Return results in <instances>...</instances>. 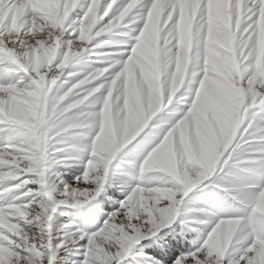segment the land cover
Returning a JSON list of instances; mask_svg holds the SVG:
<instances>
[{
  "label": "rangeland",
  "instance_id": "rangeland-1",
  "mask_svg": "<svg viewBox=\"0 0 264 264\" xmlns=\"http://www.w3.org/2000/svg\"><path fill=\"white\" fill-rule=\"evenodd\" d=\"M242 2L243 0H237V22L242 15ZM81 3L83 4L84 0H81ZM228 3L229 0H215L213 5L215 14L209 24L208 40L210 47L205 58V78L201 81L198 99L194 103V108L189 113L184 126V138L188 144L185 154L188 167L173 173V179L177 183H186L189 179L197 176L199 179L207 181L202 182L201 185H198L185 196L171 227L182 226L180 220L184 218L182 214L185 213L186 209H207L208 212L220 216L211 228H206L204 224H193V228L198 229V231L184 227L193 232L192 246L188 250L198 247L203 239V234L208 231L203 243L197 249V253L193 254V260L196 261V264H222L225 257H231L228 264H240V261L244 260L245 257L247 264H264V185L259 184L262 180L258 175L264 171V161L260 159V150L264 149V137H262L264 121H261L252 130L250 129L252 128L251 124L247 128L251 117L249 111L243 106L239 87V56L233 43L235 30L231 23ZM98 4L99 0H93L94 8ZM28 7L40 12V18L45 21L44 27H51L55 31L63 26V15L67 14L68 0H65L63 15L59 11L57 0H20L18 7L10 9L13 15L8 25L9 32H19L23 27L20 16ZM194 7L193 5V10ZM94 8L87 17L85 24L88 33H91L92 36L88 42V47L80 52L79 48L73 46L69 52H66L77 53V56L72 58L69 56V62L62 70L63 74L53 85L52 90V76L48 75V71L49 68L53 70L52 72L57 70V63L62 59L65 50L59 47L57 39L53 37L50 41L47 39L38 40L34 47H24L21 52L7 47L3 40V33H0V61L7 59L18 69L23 70L28 78L27 83L18 81L16 84L7 87L0 85V94H2L0 95V124L8 125L11 130L9 139L12 141L0 145V165L9 167V171H0V181L5 180L0 182V204L16 197L23 201L24 197L31 194V190L25 192L19 190L31 182L27 179H21V177L32 174L40 182V187L45 190V194L47 195L49 190L55 199L59 190L65 187L66 181H71L74 176H79L84 171L90 153L78 145L82 138L94 136L96 129L78 127L69 130L72 139L62 140L55 145V148L60 149V151H54V157L63 162L49 166L47 162L45 163L50 151L46 122L50 118L54 108L53 103L58 95L62 94L71 84L83 79L94 70L105 67L110 60L117 58V53L124 47L122 42L127 39V34L131 33L138 23V21L130 19L132 16L130 12L118 25L99 35V33L92 31L97 20ZM154 11V19L146 25L145 31L142 32L133 49L129 62L125 65L126 83L123 92L122 112L127 113L125 117L127 123L137 128L143 127L147 122L145 113L146 110L150 109L148 98L145 97L142 86L152 81L160 65L159 49L162 45L159 43V4L155 6ZM72 15L70 14V16ZM5 19L7 16H0V27L4 26ZM41 30V25L34 22L30 34L36 35ZM178 35L180 40L177 42V50H182L183 61L187 67L189 66L191 48L190 19H187L186 23L180 27ZM97 44L103 46H93ZM243 51L241 48L239 54L242 55ZM56 52L57 56L54 59ZM76 60H79L80 63H75ZM256 62L258 73L264 76V16L258 20L256 27ZM29 67L31 71H28ZM91 80L92 77H89V81L74 90V93L67 97L66 101L73 102L75 99L86 95L87 90L95 86L100 78L97 81ZM92 99L90 97L88 101L77 105L76 109L71 110V114L79 117L94 112L96 105L92 103ZM119 101V95L115 97L109 95L107 103L110 119L111 109ZM254 108H258V106H254ZM229 133H231L230 136ZM193 137L199 141V148L195 151L192 148ZM134 142L135 140L118 154L109 165L108 173L102 172L101 179L95 181L96 188L86 193V197L90 200L80 206L81 208L92 203V199L99 190H102L104 183L107 186L121 173L132 171L131 166L125 163L128 157H125L124 153ZM241 148H247L248 153L241 162L237 163V153ZM96 150L107 152L110 150V146L100 142L96 145ZM227 152L228 156L224 157V153ZM221 157L224 159L223 161H221ZM136 159H139V155ZM152 167L153 165L149 164L146 170ZM198 169H203V173L198 175ZM10 180H19L20 182L11 186L12 192H3L4 185L12 183ZM240 180L247 184L236 182ZM225 182H228L225 191L229 196L226 192L213 187L214 183ZM35 187L38 188L39 186ZM154 187L159 189L158 195L160 197L170 195L163 186L154 185ZM210 192H218V196H211L209 195ZM71 195L72 192L69 193V196ZM76 195L79 196L80 192L77 191ZM123 198H125L124 194L117 191L113 200H122ZM230 199L236 202L238 210H242L243 214H224L222 204L226 200L230 201ZM31 203L0 208V240H6L7 237L4 232H8L27 241V237L22 234V229L18 224L13 223V219L19 217L18 219L22 223L25 222V217L30 215L28 208ZM114 207H116L115 203H111L108 207L103 208V211L109 212ZM123 207L125 218L129 220V227H136L131 224V219L133 217L139 218L141 213L147 214L149 219V209L141 208L139 202L133 206L131 199H129ZM60 208L71 209L72 207L58 205L57 211L51 213V220H47L50 215V208L41 207L40 216L37 217L42 222L48 236L50 252L57 225H68L70 220L73 222L71 226L63 228L60 232V235L70 241L76 237L77 229L91 234L103 226L104 218L100 217L94 223L86 224L81 228L79 222L68 214L57 215ZM187 215L189 218L198 221L211 219L210 216H205L199 212H191ZM169 221L170 219L164 222ZM160 223L157 221L150 227V230H155ZM66 233H73L74 235H66ZM139 236L138 231L133 235L128 234L124 231L122 221L116 223V217H110L101 230L95 235L89 236L86 264H88L89 259L95 261V264H112L119 253L113 255L108 251V246L115 244L119 246L120 252H123ZM246 243L248 247L245 254L240 256L242 246ZM81 251L79 246H72L71 253H61V255L67 256L69 260H75L79 258ZM201 253L203 259H197ZM247 253H251V255L248 256ZM180 254H178V258ZM10 255H12L10 249L0 246V264H5V257ZM36 255L39 257L42 254L37 252ZM238 256L239 258H237ZM177 264H182V261L178 260Z\"/></svg>",
  "mask_w": 264,
  "mask_h": 264
},
{
  "label": "snow or ice",
  "instance_id": "snow-or-ice-1",
  "mask_svg": "<svg viewBox=\"0 0 264 264\" xmlns=\"http://www.w3.org/2000/svg\"><path fill=\"white\" fill-rule=\"evenodd\" d=\"M57 2L59 11L63 15L65 11V0H57ZM19 3L20 0H0V16H7V19L4 20V26L0 27V33H3V40L6 46L22 52L24 47H34L38 40L47 39L50 41L55 37L59 47L65 49L62 58L64 54L69 52L73 47L72 42L82 43L77 41L76 38L80 35L82 21L89 16L90 9L93 10L94 8L93 0H84L83 4L81 0H68L67 14L63 15V26L54 31L51 27H44L45 21L40 18L39 11L28 7L24 9L23 15L20 16L23 27L19 32H9L8 25L13 15L10 9L18 7ZM157 4H159L160 7L159 43L162 47L159 49V58L161 64L167 62L174 67L177 42L180 40L178 30L186 23L187 19L191 21V48L186 88L182 89L181 92L177 94L173 105L169 109L161 112L152 123L144 129L140 136L137 137L135 142L125 150L124 155L128 157L125 163L131 166V172L121 173L120 176L111 181L107 186H105L104 183L102 190L98 191V194L92 199V203L88 204L86 207L71 209L60 208L57 213V215L68 214L79 222L81 228L86 224L94 223L100 217L104 218V226L105 221H108L110 217H116V223L122 221L124 224V231L128 234L133 235L138 231L140 233L139 238L130 243L123 252H120L119 246L115 244L108 246V251L113 255L119 253L112 264H177L178 260H181L182 264H196V261L193 260V254L197 253V249L203 243V239L208 232L203 234V239L198 247L186 252H181L178 259H173L177 250V236L174 235L176 229L171 226L177 216L169 222H161L155 230H150L147 214L141 213L139 214V218L133 217L131 219V224L136 226L133 228L128 226L129 220L125 218L123 205L127 204L128 200L126 198L129 197L132 188L139 183V181L135 179L136 167L133 166V162L138 166L139 161L143 159L147 152L159 144L160 140L164 137V133L167 132L181 116H184V114L188 112L189 107L191 106L194 108L193 98L197 97L198 99L197 92L198 89L200 90L201 88V81L205 78V58L207 56V50L210 47L208 40L209 24L211 18L215 14V9L213 7L215 0H99L98 6L94 8L97 20L95 27L92 29L93 32H97L99 35L107 32L109 29L113 28L112 25H115L117 21H119V23L123 21L130 12L132 13L130 19L138 21L137 26L132 29L131 33L127 34V39L122 42L124 44L123 49L117 53V58L110 60L108 64L103 67L108 70L100 77L99 81H97V79L94 80L97 81V83L95 86H92L90 90L96 89L97 86L101 87H99L97 91H94L87 100H83L82 103L72 105V102H68L66 98H64L62 100V102H64L62 105H72V109H76L77 105L83 104L91 97L93 98L92 103L96 105V110L92 112V114H95L98 118L100 109L105 104V98L110 95L109 86L111 85L113 87L111 95L113 97L117 95L120 96V101L117 105L120 107L121 112L123 111V92L126 83L125 65L129 62V58L133 54V49L137 45L142 32L145 31L146 25L150 24L151 20L154 19V9ZM193 5L195 6L194 10ZM228 11L231 16L232 26L235 30L233 43L239 56V87L242 94L243 106L249 111L251 117L247 128H249L251 124L252 128L250 129L252 130L256 128L261 121H264V99H262V97H264V76L258 73L256 62V27L258 20L264 16V0H243L241 4L242 15L238 22L237 0H229ZM70 14L73 15L70 16ZM66 21L68 22L67 24ZM34 22L39 23L42 30L36 35H31L30 30ZM68 29L71 30L69 31ZM87 47L88 44L84 49ZM241 48L244 50L242 55L239 54ZM59 62L60 61H58V63ZM28 71H31L30 67ZM52 71L53 70L49 68V76H51ZM27 79L24 71L18 69L16 65L12 64L7 59L0 61V85L7 87L8 85L16 84L18 81L27 83ZM113 81L115 82L114 84ZM80 99L81 98L75 100L79 101ZM56 102H60V97L56 98L54 103ZM254 106H258V108H254ZM10 131L8 125L0 124V145L12 142L11 139H9ZM83 139L86 141L84 150L90 153L89 159H91V138L84 137ZM229 151H231V149H229ZM137 155H139L138 160L136 159ZM227 156L228 152L224 153V157ZM223 160L224 159L221 157V161ZM0 171H9V167L0 165ZM83 173L84 171L81 175L74 176L71 181L65 182V184L69 185V193H71L73 189L79 191L84 188H96L95 184L85 183ZM77 177H80V179H77ZM21 179H27L31 182L27 183L24 188L19 190L22 192L31 190V194L24 197L25 199L23 201L17 199V197L8 200L0 204V208L32 202L31 206L28 208L30 215L25 217V222L22 223L21 220L18 219L19 217L13 219V223L18 224L20 229H22V234L27 237V241L11 233L4 232L7 239L0 240V246L10 249L12 253V255L5 257V264H86L89 236L98 232L103 226L99 227L98 231H94L91 234L79 229V231H76V237L71 241L60 235L63 228H56V234L52 239V250L50 252L48 236L45 233L42 222L38 220L37 217L40 216V208L45 207L47 197L50 196L53 198V195L49 190L46 195L45 190L40 187V182L37 181L32 174L21 177ZM4 181L5 180L0 182ZM10 181H12L10 185H4L2 189L3 192H12L11 186L20 182L19 180ZM236 182L247 184L243 180ZM227 183L228 182L214 183L213 187L226 192L225 186ZM261 183H264V181ZM37 185L39 186L38 188L35 187ZM64 191L65 187L61 188L55 199H63ZM117 191L123 193L125 198L122 200H113L115 192ZM209 195L216 197L218 196V192H210ZM111 203H115L116 207L112 208L109 212H104L103 208L108 207ZM56 211L57 209L55 212ZM222 211L225 215L243 214V211L238 210V205L232 199L223 202ZM191 212L194 211L189 209L185 210V213L182 214L184 218L180 220V224L194 231H198V229L193 228V224H204L206 228H211L215 220L220 217L215 214H210L207 209H197L195 212L211 217L210 220L198 221L189 218L187 213ZM80 236L83 238H78ZM72 246H79V248L82 249L78 259L69 260L67 256L61 255V253H71ZM247 247V243L242 246L241 252L239 253L240 256L245 254ZM37 252L42 255L37 257ZM247 255L250 256L251 253H247ZM237 258H239V256ZM197 259H203V254H199ZM229 259H231V257H225L222 264H228ZM88 264H95V261L89 259ZM240 264H247V258L245 257L244 260H241Z\"/></svg>",
  "mask_w": 264,
  "mask_h": 264
},
{
  "label": "clouds",
  "instance_id": "clouds-1",
  "mask_svg": "<svg viewBox=\"0 0 264 264\" xmlns=\"http://www.w3.org/2000/svg\"><path fill=\"white\" fill-rule=\"evenodd\" d=\"M91 11L92 10L90 9V12ZM86 20L87 18L82 21L80 35L76 38L77 41L83 43L72 42L74 47L80 49V52L84 50V47L92 39L91 33H88V29L85 27ZM118 24L119 21H117L115 25H112V27H115ZM86 33L88 34L86 35ZM101 46L103 45H94V47ZM56 56L57 52L55 53L54 59H56ZM69 56H71V58L76 57L77 53L73 52L64 54L63 58L57 64V70L51 74V90L53 85L56 84L57 80L63 74L62 70L69 62ZM75 63H80V61L76 60ZM107 70V68L96 69L89 75L85 76L82 80L67 87L62 94L58 95V97H60V102L53 104V111L46 122V131L49 137L48 148L50 151L47 154L45 163L47 162L49 166L63 162L54 157V151H60V149L55 148V145L62 140L67 141L72 139L69 130L78 127H91L96 129L95 135L92 136L90 140L92 147L91 159H88L83 173V178L86 184H95V181L101 179L102 172L108 173L109 165L118 154H120L130 143L136 140L144 129L151 124L161 112L169 109L173 105L177 94L180 93L182 89L186 88L189 66H185L183 52L180 49L177 50L174 67L167 62L163 64L160 63L152 81L142 86L144 95L148 98L150 109L146 110L145 113L147 122L143 127L138 128L127 123L125 119L127 113L121 112L120 107L117 104L113 105L111 109L110 119V110L107 103L108 97L105 98V104L100 109L98 118L92 113L79 117L71 114L72 105L87 100L88 97L101 86H97L96 89L87 90L86 95H83L79 101L74 100L72 105H62V100L73 94L74 90L78 89L81 85L86 84V81H89V77H92L91 81H94L103 76ZM114 83L115 82L113 81V84ZM112 90L113 87L110 85V94ZM57 91H59V89H57ZM196 100L197 97H194L193 104ZM191 110L192 107L190 106L188 112H186L184 116H181L176 123L164 133V137L160 140L159 144L150 149L143 159L139 161L138 166L133 162V166L136 167L135 179H137L139 183L132 188L129 197L126 199H131L133 206L139 202L141 208L149 209V227H152L157 221L164 222L169 219H174L178 214L177 209L181 202L184 201L185 196L196 188L198 184L203 182L198 176L189 179L186 183H177L173 179L174 171L178 172L180 169H186L188 167L185 155L188 149V144L184 138V126ZM230 135L231 133H229V136ZM262 137H264V132H262ZM100 142L109 145L110 150L107 152H98L96 150V145ZM85 144L86 141L82 138L78 146L84 149ZM192 148L194 151L199 148V141L195 137L192 138ZM247 153V148H241L237 153V163L241 162ZM260 159L264 160V149L260 150ZM149 164H152L153 167L146 170ZM203 171V169H198V175L203 173ZM258 175L261 177V180L264 181V171H261ZM77 179H80V177H77ZM259 184L264 185V183ZM154 185L163 186L170 195L160 197L158 195L159 189L154 187ZM68 188L69 185L65 184L63 199L57 200L52 197H47L45 208H50V215L47 217V220L52 219L51 213L55 212L58 205L64 204L76 208L86 204L90 200L86 197V193L91 191V188L79 190V196L76 195L77 190L75 189H73L72 195L69 196ZM197 209L204 208H190L189 210L195 212ZM209 213L213 214L211 212ZM72 223L73 222L70 220L68 225H57V228H66L71 226ZM105 224H107V221H105ZM76 231H79V229ZM69 234L71 236L74 235L73 233H66V235ZM95 234L96 233H93V235ZM78 238H82V236Z\"/></svg>",
  "mask_w": 264,
  "mask_h": 264
},
{
  "label": "trees",
  "instance_id": "trees-1",
  "mask_svg": "<svg viewBox=\"0 0 264 264\" xmlns=\"http://www.w3.org/2000/svg\"><path fill=\"white\" fill-rule=\"evenodd\" d=\"M174 235L177 236V250L173 259L178 258V254L187 251L192 246L193 232L191 229H185L182 226H177Z\"/></svg>",
  "mask_w": 264,
  "mask_h": 264
}]
</instances>
